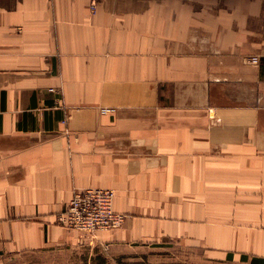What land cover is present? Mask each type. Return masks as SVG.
Wrapping results in <instances>:
<instances>
[{
    "label": "crops",
    "instance_id": "obj_1",
    "mask_svg": "<svg viewBox=\"0 0 264 264\" xmlns=\"http://www.w3.org/2000/svg\"><path fill=\"white\" fill-rule=\"evenodd\" d=\"M86 188L122 227L58 225ZM164 240L264 260V0H0V264Z\"/></svg>",
    "mask_w": 264,
    "mask_h": 264
},
{
    "label": "rangeland",
    "instance_id": "obj_2",
    "mask_svg": "<svg viewBox=\"0 0 264 264\" xmlns=\"http://www.w3.org/2000/svg\"><path fill=\"white\" fill-rule=\"evenodd\" d=\"M8 260V259H7ZM4 264H246L242 261L209 259L199 249L183 246L175 240L124 247L118 252L90 251L86 245L68 247L47 255L23 254Z\"/></svg>",
    "mask_w": 264,
    "mask_h": 264
},
{
    "label": "built area",
    "instance_id": "obj_3",
    "mask_svg": "<svg viewBox=\"0 0 264 264\" xmlns=\"http://www.w3.org/2000/svg\"><path fill=\"white\" fill-rule=\"evenodd\" d=\"M250 60L254 64L259 61L257 57ZM100 112L112 114L114 109L102 108ZM114 197L115 192L111 189L86 188L77 191L64 211L57 216V223L84 238H94L99 231L116 230L122 227L126 217L114 212Z\"/></svg>",
    "mask_w": 264,
    "mask_h": 264
},
{
    "label": "trees",
    "instance_id": "obj_4",
    "mask_svg": "<svg viewBox=\"0 0 264 264\" xmlns=\"http://www.w3.org/2000/svg\"><path fill=\"white\" fill-rule=\"evenodd\" d=\"M241 260H246V259H241ZM251 264H264V260H252Z\"/></svg>",
    "mask_w": 264,
    "mask_h": 264
}]
</instances>
